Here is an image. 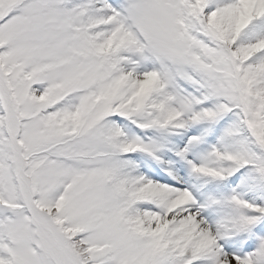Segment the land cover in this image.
I'll list each match as a JSON object with an SVG mask.
<instances>
[{
    "label": "snow or ice",
    "instance_id": "snow-or-ice-1",
    "mask_svg": "<svg viewBox=\"0 0 264 264\" xmlns=\"http://www.w3.org/2000/svg\"><path fill=\"white\" fill-rule=\"evenodd\" d=\"M0 264H264V0H0Z\"/></svg>",
    "mask_w": 264,
    "mask_h": 264
}]
</instances>
